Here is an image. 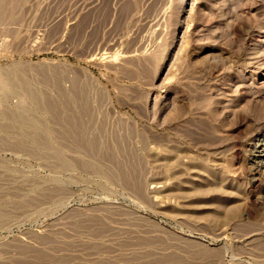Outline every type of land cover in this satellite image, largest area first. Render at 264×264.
Here are the masks:
<instances>
[{"label":"rangeland","instance_id":"374dc122","mask_svg":"<svg viewBox=\"0 0 264 264\" xmlns=\"http://www.w3.org/2000/svg\"><path fill=\"white\" fill-rule=\"evenodd\" d=\"M0 110V264H264V0H0Z\"/></svg>","mask_w":264,"mask_h":264},{"label":"bare ground","instance_id":"6f19581e","mask_svg":"<svg viewBox=\"0 0 264 264\" xmlns=\"http://www.w3.org/2000/svg\"><path fill=\"white\" fill-rule=\"evenodd\" d=\"M3 2V1H2ZM3 4V3H2ZM5 4V3H4ZM6 7V6H5ZM22 68V67H21ZM11 69V68H10ZM8 70V69H7ZM6 70V72H8ZM10 71V70H9ZM18 71V70H17ZM8 75V74H7ZM9 75H11V74H9ZM22 76V75H21ZM25 76V75H24ZM9 77H11V76H9ZM18 77V76H17ZM23 78V77H22ZM25 79V78H24ZM28 80V79H27ZM17 81V80H16ZM25 83H24V87H23V90H24V88L26 87L25 85H27L26 84V81H24ZM28 82V81H27ZM22 84H23V82H22ZM30 84V83H29ZM28 84V85H29ZM16 86V85H15ZM21 86H23V85H21ZM31 86V85H30ZM19 87V86H18ZM20 89V88H19ZM25 89H28V87H26ZM25 91V90H24ZM29 91V90H28ZM27 90H26V92H28ZM31 91L33 92V89H32V87H31ZM30 93V91H29V95L30 96H33V98L36 100V101H38V103H40V105L41 106H44V108H45V106H46V108H47V106L49 105V108L48 109H52V110H54L55 111V109H57V105L56 104H58V103H56L55 105L57 106H55L52 102L53 101H51V102H49V99L47 100V99H45V95L43 94H38V93ZM46 95H48V94H46ZM66 95V94H65ZM63 96H64V94H63ZM27 97V96H26ZM71 95H70V97L69 96H66L65 97V102L63 101V106H64V108H65V113H69L66 117L65 116H63V117H65L64 119H65V121H66V123H67V125L68 126H70V129L71 128H74L75 130H73V133L74 134H76V137H78L77 136V130H80V131H82V129H84L85 128V124H84V122H82V119L80 118V116L79 115H77L78 114V112L76 113L75 111H73V110H71L72 109V107L74 106V105H72L71 103H72V100L74 99H71ZM77 97V96H76ZM47 98V97H46ZM64 99V98H63ZM75 99H77V98H75ZM30 100V99H29ZM33 100V99H32ZM31 100V101H32ZM35 100H33L34 102H35ZM58 100V99H57ZM82 100V99H81ZM80 101V100H79ZM87 101V100H86ZM55 102V101H54ZM36 103V102H35ZM60 104V103H59ZM74 104V103H73ZM79 104V103H78ZM85 104H87V105H89L88 103H84L83 102V104H82V106H81V109H82V111H87V110H89L88 108H87V105H85ZM33 105V104H32ZM39 105V106H40ZM21 106V105H20ZM79 106V105H78ZM6 107V106H5ZM8 107V106H7ZM6 107V108H7ZM19 107V106H18ZM23 107V106H22ZM77 107V106H76ZM41 108V107H40ZM59 108V107H58ZM73 108H75V107H73ZM89 108H90V106H89ZM8 109H10V107L8 108ZM16 109V108H15ZM29 109V108H28ZM78 110L80 109V108H77ZM3 110H5V109H3ZM23 110H24V108H23ZM26 110V109H25ZM38 110V109H37ZM45 110V109H44ZM58 110V109H57ZM12 111V110H11ZM21 111V110H20ZM19 111V112H20ZM30 111V110H29ZM29 111H28V113H29ZM54 111H52V112H54ZM70 111V112H69ZM73 111V112H72ZM0 112H1V110H0ZM3 112V111H2ZM48 112V111H47ZM51 112V111H50ZM74 112L76 113V114H74ZM80 112H81V110H80ZM15 113V112H14ZM62 113V112H61ZM2 114V113H1ZM10 114H13V112L12 113H10ZM25 114V113H24ZM81 115H82V112L80 113ZM5 115V114H4ZM8 115V114H7ZM20 115V114H19ZM65 115V114H64ZM9 116V115H8ZM13 116V115H12ZM21 116V115H20ZM19 116V117H20ZM34 116V115H33ZM38 116V115H37ZM59 116V115H58ZM83 116V115H82ZM16 118V117H15ZM14 118V119H15ZM18 118V117H17ZM21 118V117H20ZM23 119H22V121H24L23 123H26L27 125H31V124H33L32 126L34 127V124L35 125H38L37 123H38V121L36 120V119H30V118H24V116L22 117ZM35 118H37V117H35ZM61 118V117H60ZM39 119H40V117H39ZM19 120V119H18ZM17 121V120H16ZM21 121V122H22ZM64 121V120H63ZM18 122H20V120L18 121ZM40 123H42V122H40ZM65 123V122H64ZM42 125V124H41ZM64 125V124H63ZM29 126H27V127H29ZM39 126V125H38ZM37 126V127H38ZM31 127V126H30ZM29 127V128H30ZM44 127V126H43ZM67 127V126H66ZM41 128V127H40ZM63 128V127H62ZM28 129V128H27ZM35 129H37V128H35ZM34 129V130H35ZM38 129H39V127H38ZM65 129V128H64ZM25 130V129H24ZM42 130H43V128H42ZM66 130H67V128H66ZM69 131H71V130H69ZM75 131H76V133H75ZM79 131V132H80ZM33 132V131H32ZM38 132V131H37ZM68 132V131H67ZM72 132V131H71ZM21 133H23V132H21ZM31 133V132H30ZM83 134H84V131L82 132ZM24 134V133H23ZM27 134H28V132H27ZM69 134V133H68ZM72 134V133H71ZM29 135H31V134H29ZM33 135H34V132H33ZM62 135H64L63 133H62ZM70 135V134H69ZM80 135V134H79ZM35 136V135H34ZM24 137V136H23ZM28 137V136H27ZM26 137V138H27ZM36 137V136H35ZM75 137V136H74ZM81 137L83 138V136H82V134H81ZM41 137L39 136V139H40ZM45 138V137H44ZM23 139V138H22ZM30 139V138H29ZM34 139V138H33ZM43 138H41V140H42ZM48 139V138H47ZM75 139V138H74ZM95 139V138H94ZM93 139V140H94ZM9 140V139H8ZM34 140H36V139H34ZM45 140V139H44ZM86 140H87V138H86ZM22 141V140H21ZM37 141H40V140H37ZM11 142V141H10ZM18 142V141H17ZM36 142V141H35ZM34 142V143H35ZM45 142H47V141H45ZM51 142V141H50ZM84 142V141H83ZM85 142H87V141H85ZM90 142V141H89ZM92 142V141H91ZM94 142V141H93ZM92 142V143H93ZM33 143V144H34ZM38 143V142H37ZM41 142H39V144H40ZM49 143V142H48ZM78 143V142H77ZM92 143H91V147L92 148H94L93 146H92ZM18 143H16V145H17ZM20 144V143H19ZM39 144H37V146H39ZM43 144V143H42ZM80 144H81V141H80ZM84 144V143H83ZM86 144H89V143H86ZM94 144V143H93ZM27 145V144H26ZM54 145V144H53ZM15 146V145H14ZM18 146V145H17ZM21 146V145H20ZM34 146H36V143H35V145ZM87 146H89V145H87ZM48 147V146H47ZM46 147V148H47ZM84 147V146H83ZM90 147V146H89ZM90 147V149H92ZM96 147V146H95ZM31 148H33V147H31ZM40 148H41V146H40ZM49 148V147H48ZM55 148V147H54ZM58 148V147H57ZM85 148V147H84ZM28 149V148H27ZM35 149V148H34ZM43 149L45 150V147H43ZM50 149H51V146H50ZM49 149V150H50ZM90 149L88 150V151H90ZM264 149V148H263ZM48 150V151H49ZM52 150V149H51ZM55 150V149H54ZM58 150V149H57ZM93 150V149H92ZM95 150V149H94ZM36 151V150H35ZM59 151V150H58ZM37 152V151H36ZM51 152V151H50ZM54 152V151H53ZM33 153V152H32ZM35 153V152H34ZM33 153V154H34ZM89 153V152H88ZM94 153V152H93ZM37 154H39V153H37ZM36 154V155H37ZM49 154V153H48ZM48 154H47V156H48ZM53 154V153H52ZM59 154V153H58ZM62 154V153H61ZM89 154H91V153H89ZM47 156H45V157H47ZM261 156L262 157H264V150H262L261 151ZM44 157V156H43ZM55 157V156H54ZM53 157V158H54ZM49 158V157H48ZM62 158H64V157H62ZM58 159V158H57ZM73 159V158H72ZM59 160V159H58ZM56 161V160H55ZM66 161V162H65ZM65 161H63V163L62 164H60V163H57V164H60V166L61 167H64L63 165H73V163L72 162H70V160L69 161H67V160H65ZM73 161H74V159H73ZM80 161V160H79ZM83 161V160H82ZM60 162H61V160H60ZM78 162V161H77ZM77 162H75V164L77 163ZM84 162V161H83ZM79 163V162H78ZM92 163V162H91ZM68 166V167H69ZM86 166H88V165H86ZM91 166V165H90ZM72 168L74 167V166H71ZM58 168V167H57ZM100 170V169H99ZM140 190V189H139ZM181 237V236H180ZM186 239V238H185ZM185 241V240H184ZM177 246V245H176ZM182 246V245H181Z\"/></svg>","mask_w":264,"mask_h":264}]
</instances>
